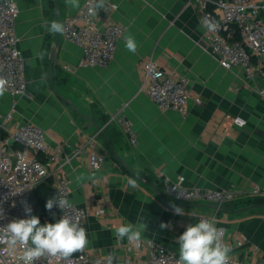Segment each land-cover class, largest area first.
<instances>
[{"label": "crops", "instance_id": "crops-1", "mask_svg": "<svg viewBox=\"0 0 264 264\" xmlns=\"http://www.w3.org/2000/svg\"><path fill=\"white\" fill-rule=\"evenodd\" d=\"M13 1L20 10L16 33L27 93L0 96V121L13 112L11 130L16 125H37L47 132L51 148L62 147L61 176L69 182L71 203L89 210V251L105 257L113 254L115 261L144 262L149 243L154 242L179 255L177 241L186 226L215 211L210 204L185 203L165 195L163 177L183 176L189 188L242 194L239 213L221 209L216 224L226 230L230 257L264 264V210L244 204L264 197V101L240 69L222 68L205 51L208 45L197 1L105 0L118 9L99 12L98 27L102 29L107 21L125 27L107 67L81 66L83 50L61 33L49 31L53 20L61 23L81 11L85 0H79V7L68 0ZM128 35L137 43L135 53L125 47ZM148 59L189 79L186 118L161 110L140 91L141 69ZM198 97L203 106L195 103ZM121 116L132 122L135 146L118 121L109 122ZM235 117L243 118L245 126L236 125ZM79 146L84 151L76 158L73 154ZM91 153L105 158L99 169L90 167ZM59 178L60 174L51 178L54 190ZM129 178L136 180L135 187L128 184ZM172 204L181 207L184 215L175 214ZM99 206L105 214L96 216ZM138 221L148 224L141 253L135 248L128 251V240L114 234L119 225ZM161 223L168 227L162 229Z\"/></svg>", "mask_w": 264, "mask_h": 264}, {"label": "built area", "instance_id": "built-area-1", "mask_svg": "<svg viewBox=\"0 0 264 264\" xmlns=\"http://www.w3.org/2000/svg\"><path fill=\"white\" fill-rule=\"evenodd\" d=\"M197 1V9L205 28L207 49L205 51L224 69L238 68L243 72L249 84H255L256 92L264 101V0H189ZM97 0H85L84 8L66 18L62 33L66 41L83 50L81 66L107 67L115 58L119 41L123 38L125 27L114 21H107L100 29L97 24L99 12H110L118 9V5L105 1V7L92 12ZM19 7L13 0H0V77L7 81L4 93L12 97H22L27 93L25 79V61L19 49L17 22ZM140 91L144 93L163 111H175L186 118L189 114L191 95L190 81L187 77L178 76L160 67L153 60L143 61ZM195 103L203 106L198 97ZM118 121L131 145L137 144V134L132 122L125 116L113 117L110 123ZM13 112L8 113L0 121V129L5 136L0 140V227L6 226L14 218H28L25 215L24 203L32 208L34 189L48 178L60 174L55 185L56 196H65L71 202L69 182L61 176L65 161L62 159V147L51 148L47 143V132L34 124L16 125L12 130ZM234 123L244 127L246 121L235 117ZM84 147L75 149L73 156L78 158ZM67 161V160H66ZM105 158L91 153L90 167L99 169ZM162 186L165 195L176 201L185 203H206L214 206V215H201L199 219H213L223 205L241 199L242 194L234 190H212L189 188L186 178L179 176L171 179L164 176ZM175 189V190H174ZM260 190L256 189L255 194ZM73 205V204H72ZM59 218L69 216L79 221L86 228L89 210L73 205L61 211ZM105 214L101 206L95 209V215ZM224 239L227 236L225 228ZM128 242L127 250L142 249ZM131 253V252H130ZM22 249L10 251L7 241L0 240V264H24L21 259ZM142 256V254H141ZM105 256L95 255L87 246L68 258L48 256L36 264H107ZM179 255L154 242L149 243V252L144 262L115 261L113 264H177ZM229 264H251L245 259L230 257Z\"/></svg>", "mask_w": 264, "mask_h": 264}, {"label": "clouds", "instance_id": "clouds-1", "mask_svg": "<svg viewBox=\"0 0 264 264\" xmlns=\"http://www.w3.org/2000/svg\"><path fill=\"white\" fill-rule=\"evenodd\" d=\"M73 7H79V0H68ZM105 7V0H97L90 11L95 12ZM49 31L63 33L64 25L56 20L50 24ZM125 47L135 53L137 43L131 35L125 37ZM7 81L0 77V96L6 91ZM128 184L136 186V180L129 178ZM175 190V189H174ZM24 203L25 215L28 218H14L6 226L0 227V240H6L9 250L22 249L21 259L24 264H36L48 256L68 258L73 253L82 251L90 243L87 229L82 227L77 220L65 215L56 219L54 223L41 224L37 215L32 214V208ZM46 209L51 212L53 207L61 211L73 207L65 196H54L47 200ZM173 212L184 215L181 207L171 205ZM55 215V213H53ZM196 217L195 213L190 214ZM160 227L168 225L161 223ZM148 229V224L138 221L136 224L124 223L119 225L114 234L119 240L125 238L128 242L139 247L142 243L143 233ZM224 230L216 227L213 219H199L195 224H188L186 230L178 237L179 258L177 264H229L232 248L223 243ZM107 264H113V254L106 258Z\"/></svg>", "mask_w": 264, "mask_h": 264}, {"label": "trees", "instance_id": "trees-1", "mask_svg": "<svg viewBox=\"0 0 264 264\" xmlns=\"http://www.w3.org/2000/svg\"><path fill=\"white\" fill-rule=\"evenodd\" d=\"M50 4L53 5V3ZM0 131H1V137L3 138L5 136V133L1 129ZM54 196H55V190L53 187V180L51 178L38 185L32 193L31 199L32 202L39 209V216L42 224H44L45 222L54 223L56 219H59L58 207H53L51 212H49L45 207L47 200ZM239 202L240 201L226 203L225 205H223L221 209L231 214H238L239 209L237 206L239 205ZM244 204L247 207L254 205L256 206V209H261V207L264 206V197L259 196V197H253L247 199L244 201ZM53 213H55V215H53ZM75 254L76 253H73L72 255Z\"/></svg>", "mask_w": 264, "mask_h": 264}, {"label": "water", "instance_id": "water-1", "mask_svg": "<svg viewBox=\"0 0 264 264\" xmlns=\"http://www.w3.org/2000/svg\"><path fill=\"white\" fill-rule=\"evenodd\" d=\"M52 60H53V58H52ZM254 208H256V206H254V205H252V206L249 207V209H254ZM247 209H248V208H247ZM261 209L264 210V206H262ZM243 210H246V209H243Z\"/></svg>", "mask_w": 264, "mask_h": 264}, {"label": "rangeland", "instance_id": "rangeland-1", "mask_svg": "<svg viewBox=\"0 0 264 264\" xmlns=\"http://www.w3.org/2000/svg\"><path fill=\"white\" fill-rule=\"evenodd\" d=\"M33 210H34V212H35V211H36V212H39V209L36 207V205H34ZM36 212H35V213H36Z\"/></svg>", "mask_w": 264, "mask_h": 264}]
</instances>
